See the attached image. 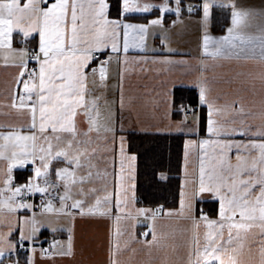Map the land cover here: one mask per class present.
Here are the masks:
<instances>
[{
  "label": "snow or ice",
  "instance_id": "6c2138e0",
  "mask_svg": "<svg viewBox=\"0 0 264 264\" xmlns=\"http://www.w3.org/2000/svg\"><path fill=\"white\" fill-rule=\"evenodd\" d=\"M214 9L229 20L223 35L212 34ZM184 13L199 17L200 76L193 84L206 109V135L191 105H180L182 119L171 120L176 82H161L149 101L155 131L189 137L179 206L138 207V155L118 114L136 99L129 95L126 104L125 72L150 58L129 52H159L151 64L191 67L173 59L169 47ZM170 14L176 19L166 27ZM255 15L264 10L236 0H0V67L9 75L0 86V264H21L19 249L39 242L43 227L66 231L67 239H53L39 249L41 257L72 256L77 217L109 222L106 264H264V100L255 110L239 100L221 104L212 95L216 77L204 74L220 61L252 60L261 65L264 86V26L249 31ZM150 38L159 39V49L149 48ZM113 87L118 98L109 99ZM29 164L31 174L18 183L14 170ZM36 194L39 205L31 202ZM206 203L214 205L211 213L201 207ZM44 216H64L69 224H45ZM140 223L147 226L143 239L135 232ZM30 252L24 264H36L37 248ZM138 253L146 258L137 261Z\"/></svg>",
  "mask_w": 264,
  "mask_h": 264
},
{
  "label": "crops",
  "instance_id": "0c3cea01",
  "mask_svg": "<svg viewBox=\"0 0 264 264\" xmlns=\"http://www.w3.org/2000/svg\"><path fill=\"white\" fill-rule=\"evenodd\" d=\"M188 2H197L189 1ZM237 4L249 8L254 12H260L264 10V0H236ZM224 13L220 9H214L216 11ZM158 13H153L149 19L154 18ZM176 17L174 14L166 16L165 24L166 27H170L172 21ZM183 23H177L175 27L170 30V41L169 47L176 50L173 55V59L176 60H188L191 67H186L182 65H176L171 67L162 66L159 64L153 65L150 62L151 57L154 55H160L161 53H154L148 51L146 53H140L138 50H130L129 57H138L141 55L148 56L149 63L147 64H134L129 66L128 70L125 72L124 76V91L127 104V97L129 95L135 96L131 107H125L122 113H119V120L122 123L125 135L127 131L136 130L142 131V129H147L144 132H156L153 125L157 124L151 118L150 113L152 111V106L150 101L151 97H154L157 92L160 91L159 85L161 82L167 81L169 87L171 88L172 82H176V86L171 88L172 99L174 102L173 114L171 120L173 122H178L182 119L180 112L175 109L179 108L183 103L181 100L176 101V91L179 88H194L197 91V114L201 117V136L206 135L204 129H206V109H202L198 106V89L193 84V81L200 76V70L198 61L201 56L200 52V36L201 30L198 24L199 17L193 16L189 17L187 13L182 16ZM217 20L214 18L212 22L211 31L213 35H223L224 28L229 22L228 18L222 24V30H214V25ZM250 32L253 34H258V30L261 26H264V16L255 15L251 20ZM149 48H160L159 39L153 40L149 39ZM166 54V53H164ZM261 71V65L257 61H220L214 68H209L205 71V75L211 80L212 77H216V80L212 83V95H219V103L223 104L231 100L242 101L246 109H258L259 104L264 100V86L258 78ZM111 79L109 81L110 85L115 86L118 81V66L113 62L110 69ZM9 79L8 70L0 67V86L4 80ZM230 81V83H228ZM118 98V92L115 87L111 88L109 91V99ZM189 121L193 122L195 117L193 115L188 116ZM160 126L163 127L167 121L159 122ZM185 136V135H184ZM127 137V136H126ZM189 137L185 136V139ZM31 165H26L24 168H29L31 170ZM20 169V168H17ZM14 170V175L15 171ZM16 177V175H15ZM137 177V175H136ZM17 180V179H16ZM182 181V176H181ZM18 183H23L18 181ZM137 182V180H136ZM138 207H141L138 203ZM179 206L170 207L175 208ZM148 207V206H142ZM39 215V210L34 209ZM32 213L27 210H20L18 215L20 216H30ZM45 224L52 222L53 224L63 225L65 227L69 224V219L67 217L61 216H44L40 217ZM142 219V218H141ZM6 231V229H4ZM108 230L109 222L103 220H96L94 218L77 217L74 226L75 234V245L74 254L72 256H60L58 254H51L50 256L41 257L39 249L43 248L44 245L49 244L53 239L56 240H66L67 232L58 231L52 233L49 228H41L38 241L34 245L28 247V255L31 254L30 247L34 246L37 248L36 254V264H106L107 260V246H108ZM147 231L146 223H140L136 225L135 232L139 239H143L141 233ZM19 232L17 230L14 233V237H18ZM150 235L148 239H150ZM28 244L30 242L26 241ZM139 247V245H135ZM20 251V250H19ZM127 255L125 258H127ZM144 253H138L135 257L137 261L145 259Z\"/></svg>",
  "mask_w": 264,
  "mask_h": 264
},
{
  "label": "trees",
  "instance_id": "16d2710c",
  "mask_svg": "<svg viewBox=\"0 0 264 264\" xmlns=\"http://www.w3.org/2000/svg\"><path fill=\"white\" fill-rule=\"evenodd\" d=\"M214 18L217 20L214 30H222V24L227 20L226 14L217 10ZM175 95L176 101L181 100L183 105L197 104V91L194 88H179ZM126 136L132 145V151L138 155L136 187L139 204L148 207L164 205L165 208L177 206L182 176L184 134L130 130L126 132ZM161 172L167 175L166 180H160ZM30 174L29 168L15 171L16 179L21 182H25V178ZM201 207L211 213L214 205L206 203ZM18 255L24 264L28 250H20Z\"/></svg>",
  "mask_w": 264,
  "mask_h": 264
},
{
  "label": "built area",
  "instance_id": "2783aa9c",
  "mask_svg": "<svg viewBox=\"0 0 264 264\" xmlns=\"http://www.w3.org/2000/svg\"><path fill=\"white\" fill-rule=\"evenodd\" d=\"M101 59H104V57H101ZM191 106L193 108H195L196 110L198 109L197 106H195V105H191ZM191 115H193V114L191 112H189L188 113V116H191ZM31 202L34 203V204H36V205H39V203H40V195L39 194H36L34 197H32L31 198ZM36 209L39 210V208H36ZM24 243H25V246L21 250H25L27 247H29L31 245V244L26 243V241ZM48 247H49V244H46V245H44L43 248H48ZM21 264H23V263H21Z\"/></svg>",
  "mask_w": 264,
  "mask_h": 264
},
{
  "label": "rangeland",
  "instance_id": "374dc122",
  "mask_svg": "<svg viewBox=\"0 0 264 264\" xmlns=\"http://www.w3.org/2000/svg\"><path fill=\"white\" fill-rule=\"evenodd\" d=\"M199 109V108H198ZM198 109H197V111H198Z\"/></svg>",
  "mask_w": 264,
  "mask_h": 264
}]
</instances>
